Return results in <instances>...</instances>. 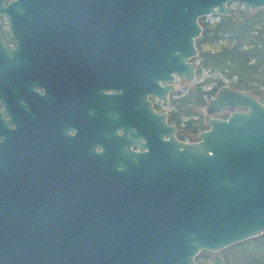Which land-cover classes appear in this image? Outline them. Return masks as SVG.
<instances>
[{
    "label": "water",
    "instance_id": "water-1",
    "mask_svg": "<svg viewBox=\"0 0 264 264\" xmlns=\"http://www.w3.org/2000/svg\"><path fill=\"white\" fill-rule=\"evenodd\" d=\"M229 1L13 0L0 10L21 44L26 31H80L153 118L143 95L167 100L176 77L194 79L198 17L233 14ZM236 1L242 15L264 7V0ZM12 51L0 33L7 86ZM221 110L225 117L211 115ZM164 115L146 132L144 152H126L97 178H51L49 207L38 219L0 221V264H223L220 254L205 261L196 254L263 232L264 104L219 85L204 107L206 128L192 141L176 138Z\"/></svg>",
    "mask_w": 264,
    "mask_h": 264
},
{
    "label": "flooded vegetation",
    "instance_id": "flooded-vegetation-1",
    "mask_svg": "<svg viewBox=\"0 0 264 264\" xmlns=\"http://www.w3.org/2000/svg\"><path fill=\"white\" fill-rule=\"evenodd\" d=\"M227 3L241 16L253 9L242 15L239 2ZM6 19L0 10L1 37L13 50L11 84H0L1 222L27 226L38 219L49 207L51 178H97L105 164L123 161L126 152H144L146 132L158 128L162 112L179 138L169 113L175 81L167 100L143 95L155 116L147 117L140 101L111 76L104 54L83 41L80 31H26L21 44L18 35L2 32L8 31Z\"/></svg>",
    "mask_w": 264,
    "mask_h": 264
},
{
    "label": "trees",
    "instance_id": "trees-1",
    "mask_svg": "<svg viewBox=\"0 0 264 264\" xmlns=\"http://www.w3.org/2000/svg\"><path fill=\"white\" fill-rule=\"evenodd\" d=\"M201 27L195 38L197 73L203 69L208 74L171 99L169 113L178 124L180 139L195 140L196 132L206 128L196 108L203 106L216 88L226 84L243 89L264 104V7L245 16L219 14L211 22L198 17ZM208 85L204 89L202 86ZM228 252L239 248L241 264H264V231L227 246ZM223 264L231 261L227 253ZM205 261L203 250L196 254ZM238 264L237 260L232 261Z\"/></svg>",
    "mask_w": 264,
    "mask_h": 264
},
{
    "label": "rangeland",
    "instance_id": "rangeland-1",
    "mask_svg": "<svg viewBox=\"0 0 264 264\" xmlns=\"http://www.w3.org/2000/svg\"><path fill=\"white\" fill-rule=\"evenodd\" d=\"M261 8V7H260ZM253 10V9H252ZM252 10H250L252 12ZM249 11V13H251ZM216 19V16L213 14V15H207L205 17H203V20H206L208 22H211L213 20ZM4 23L5 24V21H0V23ZM6 28L4 27V31H2L5 35H7L8 31L5 30ZM196 61V67H195V75H194V79L192 81H185L183 80L181 77H176L175 79V88H177V92L173 93L172 96L175 97L177 94L179 93H184L187 89V87H190L193 85V83L197 82V81H200L202 79V77L208 75L205 70L201 69L198 73H197V60L196 58L194 59ZM223 82L226 84V80L223 79ZM202 88L204 89H207L209 88L208 85H204L202 86ZM212 96V95H211ZM208 101V99H207ZM206 101V103H207ZM205 103V104H206ZM205 104L203 106H200L197 109V111L200 113L201 117L203 118V115H204V107H205ZM167 108H170V105L168 104L167 105ZM227 114V111L225 110H221V111H217V112H214L212 113L211 115L212 116H215V117H225ZM206 126V125H205ZM196 136V135H195ZM196 138V137H195ZM190 141V140H189ZM226 252H228V247H223L221 249H219L218 251H210V250H203V253L206 255V260H209L214 254H220L223 258V261L226 260L225 258V255H226ZM227 256L228 258L231 260L228 262V264H234L232 261L234 260H237L238 261V264H241L239 262V260L242 259L243 257V253L242 251L239 249V248H235V249H232L230 250L228 253H227ZM199 260V259H198Z\"/></svg>",
    "mask_w": 264,
    "mask_h": 264
}]
</instances>
